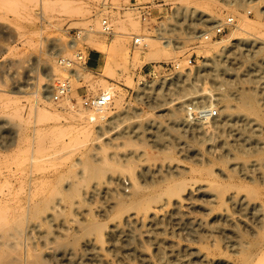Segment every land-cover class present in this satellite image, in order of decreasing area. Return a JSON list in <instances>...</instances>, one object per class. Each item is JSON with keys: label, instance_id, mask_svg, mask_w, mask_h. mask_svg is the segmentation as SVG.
<instances>
[{"label": "rangeland", "instance_id": "rangeland-1", "mask_svg": "<svg viewBox=\"0 0 264 264\" xmlns=\"http://www.w3.org/2000/svg\"><path fill=\"white\" fill-rule=\"evenodd\" d=\"M111 1L112 6L106 8L102 6L103 0H0V99L8 98L16 102L18 107L22 109L18 115H15L14 112L11 111L12 109H5L3 107L4 105L0 103V264H64L61 259L62 252L58 250V247H60L64 241L63 231L69 230L70 228L71 231L69 234H74L76 229L73 228H76V224L79 223L77 226L78 228L80 224L85 223V221L83 222V218L84 220H93L101 223L105 221L106 224H111L114 218L111 216L115 215V209L111 204L113 205L115 200L113 197L111 198V193L104 198L105 194L103 193V189L106 187V180H101L99 177L97 180V177H88L87 174V170L93 167V165L98 167L103 166L101 165L103 163L98 162L100 160L98 159L97 161L96 159L98 154L102 156L100 159L104 158L105 160V150H110L106 153V158L110 157L109 155L112 157L114 151V158H112L111 164L114 162V166L117 167H119L118 165H120L121 162H116L114 159H116L118 155L120 157L123 154L124 158H122V155L120 159L122 158L123 167L125 166L124 163L126 167H128L127 171L124 169L126 175L134 171V174L137 175L138 173V176H140L142 175L143 167H150V174L152 171L153 174L157 171L154 175H149L150 177L148 178L150 179L153 176L152 179L146 180L148 186L152 185L154 182L149 188L150 190H156L164 185V183L173 180V178H181V176L177 177L179 175L175 173L173 175V172L168 170L170 161H165L163 158L164 156H172L174 158L171 164L203 168L206 166L207 162L205 163V157H202V155L206 157L210 156L209 153L206 152L210 144L208 140L212 137L216 140L217 137L220 138V136L223 138L221 134H226L225 129L228 132L227 128L223 129L220 127V129H218L219 131H214V134L213 132L211 133V130H206L203 135L204 138H199L198 136L192 137L191 135L182 136L183 133L181 130H176L171 133V135L166 136L167 141L162 146L155 147L147 140V133L144 135L145 138H141L143 137L142 132H144V125H142L143 127L141 126V130H139L140 136L137 137L136 134H131L132 129V133L136 131L134 130L136 129V123L133 122L136 120L134 117L139 116V118H137L141 123L137 124H144L147 121L163 122L166 120V117L163 119L161 117L166 115L165 111L167 110L168 112V109L165 108L170 106L164 103H170L171 99L185 96L186 98H190L186 102L190 105L191 101L192 103H196L195 101L200 102L202 100H196L194 97H199V95H201L200 98H205L208 97L210 92L214 94L225 93L230 103L233 106H237L240 101L239 98H235V94L239 92L241 94L242 91H248L260 85L255 83V80L258 79L257 77L245 76L246 73L244 72V68L251 64L258 66L261 61L264 60V35L259 36L261 39H258L263 44L258 43L256 45L257 48H260L259 52L256 55H249L245 52L242 56L238 57L239 62L235 65L227 62L225 55L221 52L220 54H216L218 52L212 50L210 57H206L207 54L204 52L205 46L200 45L203 39H201L202 37H200L199 34L202 35L206 31H211L213 28H211V26L217 25L228 17L233 18L234 23L244 16L251 20L260 19L264 22V16L261 15V11H264V0H258V2L254 1L257 2V5L254 6L249 4V2L253 0H155V2L154 0H137L138 3L151 4L152 17L149 21H142L135 10L125 7L127 1ZM230 4H236V6L232 7ZM186 7L189 8L188 11L185 10ZM128 8L130 10H128ZM191 8L202 9L204 15L205 13L216 15L217 24L206 23L205 25H196L197 27L195 28L188 18H183L184 16L191 15L189 13ZM104 18H108L112 26H114L113 29L115 28V35H112L113 37L100 34V28H97V22L99 21L100 23ZM194 23L199 24L196 21ZM233 28L234 26L225 35L213 39L212 42H218L227 38ZM133 35L143 36L147 47L141 49L133 47ZM94 41L97 43L99 41V43L101 42L105 46H111L114 42H118L119 47L126 51L129 57L127 67L126 70L118 72L120 74L117 76L118 79L105 80L101 72L97 71V69L89 71L84 68H78L80 69L78 70L80 74L76 71L75 76H73L74 74L69 75L62 66L58 65L60 56L72 57L76 52L81 50L85 52V57H89L92 60L97 59V62H91V65H88V67L96 68L101 54L92 49V43H94ZM165 41H170L172 47L174 45L177 48L174 50L170 48V55L160 60L159 63L157 61L144 64L145 54L148 52L149 46L150 49L151 47L164 49L163 43ZM54 43H58V45L60 44L61 46L64 45L66 50L64 46L62 48L63 50L60 49V45L53 46L55 45ZM135 55H139L140 60L133 62ZM52 58L57 71L56 78L61 81L64 80V78L65 80L69 78V84L72 82L70 85V87L72 86L70 101H65V104L62 102L58 104L51 100L50 95L53 92L51 87L49 90L50 93H45L47 96H50V98H48L49 102L48 100L46 101L38 97V93H42L43 91L42 84L46 83L43 76L45 75L44 73L47 74V70L45 71L44 66L52 60ZM190 58L193 59L192 65L188 64ZM176 62L179 64V69L175 70L170 68L171 65H174ZM209 63L215 64L220 68H223V66L227 67L230 69V73H238L239 77L235 82L230 76H224L223 74H221L219 78H223V80L227 79L228 82H222L219 78L218 80L213 79V77L209 75L211 74L210 71H212L213 65L211 64L208 68L207 65H210ZM167 64L170 66L168 69H166ZM176 71H181L182 74H184L182 78V90L174 93L173 96L167 95L166 90L170 87V80H172L173 75L175 77ZM78 75L79 78L77 77ZM70 78L75 80L71 81ZM57 79L51 84L52 88L60 82V80L58 82ZM130 79L134 85L132 89L126 83ZM103 80L109 83L107 84L109 87L113 88L114 86L116 89H112L114 91L113 99L112 103L107 107L106 111H108V114L105 111L106 118L99 121L97 120L98 122L94 121L88 129L86 128V131L82 122L71 120L70 118L66 120L63 115L65 114L64 116H66L65 108L68 106H73L75 110L82 109L86 111L84 112L85 114L88 112L87 115L91 112H95L93 110L84 109L80 104V97L83 95H87L88 97L99 95L102 92V88L99 85ZM230 81L233 83H229ZM161 82H164L162 89L163 96L158 103L159 107H157L148 97L157 93V85L159 86ZM147 83L150 87L154 86L152 88H147ZM39 86H42L41 89ZM114 97L118 100V105L114 104ZM163 104L164 106H162ZM223 104L224 103L217 104L216 108L219 109ZM47 106H49V108ZM37 107L46 109L49 112L52 111L53 114L55 111L58 112L57 114L61 113L59 115H62L61 117L63 120L60 118L58 122L57 119H53V122V120L47 121L46 118L44 120L40 119L41 117L35 113ZM220 113V110H218L219 115L215 119L219 123L222 120V115ZM261 114L264 115V105L254 114L256 118L262 120L260 123H262L261 127L264 128V118H262ZM159 115H161V117ZM258 116H261V118ZM164 124H167V122ZM69 127L72 129H69ZM59 128L62 130L68 129L69 131L66 130V132L64 130L65 132L60 134L57 132ZM217 131L218 134H216ZM174 137L181 139L180 143L176 142ZM219 138L218 140L221 139ZM260 139L264 140V131L261 132ZM93 143H95V146ZM106 143H110V147ZM111 143H113V146H111ZM105 144L106 146H104ZM96 145L100 147V149L101 147L106 148L104 152L98 149L102 154L98 153L99 151L96 149ZM183 147H192V149L189 148L191 151L188 149L189 152H186L185 150H181ZM197 149L201 151V153L197 151ZM93 150L97 151L98 154H94L95 152ZM89 151L93 152L91 153ZM116 152H119V154ZM137 152L139 156H137ZM89 154L91 157L95 155V159L93 160V157L89 159L91 158ZM115 154H117V156H115ZM129 154H131V157ZM193 155L198 157L200 155V157L198 158L195 156L196 159ZM147 156L149 157L147 158ZM83 157L86 159H83ZM134 157L137 158L134 160ZM201 157L203 162L200 161ZM79 158H82L81 160L86 168H88H85L86 171L83 169V172H86L84 175L85 180L79 177L83 174V172L80 174L81 161L78 163ZM125 158L126 161L124 160ZM110 159L111 158H109V160ZM143 159H145L144 162ZM130 160L136 161L135 166H138L133 167L132 165L134 163L133 161L132 163L129 162ZM93 161H97V164ZM198 162H202V164L198 165ZM96 166L95 168H97ZM156 166L161 169L158 168L157 170ZM218 167H222V165H218ZM120 169L122 170V168ZM120 169L118 168L117 170L121 171ZM165 169H167V173ZM163 173L169 174L171 178ZM157 174L158 178L156 177ZM129 175L128 177H132ZM184 176L185 177L181 179L188 178V176ZM87 177L89 178L88 181ZM128 177L124 178L128 182L123 180V182L120 183L123 184V186H119V184L114 185V187H119L121 193L124 191H126L124 192L125 194L130 193L132 184L131 178ZM161 177H163V180L159 179ZM77 178L81 179V181L83 180L85 183L90 180L91 182L87 184L88 187H85L86 184L82 182L85 185H83L84 188H81L82 184L78 186L74 184L77 182ZM154 178L157 179L154 181ZM73 179L76 181L74 182ZM148 180L152 181L149 182ZM81 181L78 182L81 183ZM65 182H70L71 186H69V183ZM96 182L98 184H95ZM124 182H126V186H124ZM160 183L162 185H160ZM66 184L67 187H69L68 189H66ZM72 186L78 190L80 189L78 191L80 194L78 192L75 193L77 190L75 191ZM95 187L99 188L96 189V195L95 190H92L93 188L95 189ZM72 190L75 191L74 194ZM89 193L92 194L90 195ZM83 196L87 201L82 199ZM95 196L98 198L100 196V198L97 199ZM92 197L93 199L95 198L96 201L93 200ZM107 197L112 200H109ZM64 198L68 199L65 200ZM59 199L61 200L58 202ZM88 200L95 201L97 204H94L97 207L91 205L93 201H91L88 206ZM101 200L105 203L102 204ZM75 203H77V206L82 207L83 215L78 216V209H76L77 206H75ZM103 205L107 207L108 210L105 207L103 208ZM58 206L60 209H58V213H55ZM109 206L112 207L113 210L109 208ZM61 207H64V210ZM91 207L93 208L90 209ZM88 210L91 211L88 213ZM103 210L104 213L102 215ZM107 211H110V214ZM52 212L55 216L52 215ZM84 212L88 214L85 215ZM61 214H64L62 217L65 219L60 216ZM194 214L201 216L198 211H195ZM92 215L95 220L91 218ZM73 218H77L75 221H78V223L74 224V222H72L71 224L70 219ZM62 221L67 223L70 227L65 225ZM68 221H70V223H68ZM168 225V227H164L165 232L168 229L170 232L173 231V235L175 234V236H172V232L169 235L170 232L167 230L168 233L166 232L165 237L163 235L161 238H164V240L167 239L169 242L176 241L177 243L178 241L179 243L182 242L183 245L186 244L185 239L187 236L183 234L186 230H183L177 225H174L175 227L173 224H171L173 227L170 224ZM66 226L68 229L65 228ZM62 228L63 230L60 231ZM185 233H187V231ZM180 234L182 238H186L182 240ZM167 235H169V237ZM59 239L61 241H59ZM56 241L61 244H55ZM115 241L118 240L116 239ZM116 244L117 245L113 246L108 242L106 243L107 248L105 250H109L110 248V251L107 250L110 254L104 251L108 263L103 264H115L114 262H116V264H129L134 258V262L131 264L141 263L137 254L135 255L133 252L127 250V248H125V250H120L122 244L119 241ZM144 244L147 245L141 250L146 252L145 254L151 258L154 255L156 256L154 245L146 240H144ZM150 244L152 246H150ZM187 244H189V241H187ZM55 245L58 246L57 251H55ZM190 245L197 246V244L193 242H190ZM146 246L148 248H146ZM115 247L117 250H120L121 255L119 254V250L117 253ZM162 249L164 250V248ZM147 250L149 251L147 252ZM165 250L164 251L167 253H163L169 257L167 260L166 258L168 257L165 256L166 262L173 260L174 257L176 258V255L170 256V254H168V248H165ZM124 251L125 256L122 255ZM111 252H114L115 256H117L115 257ZM127 252L129 253L127 254ZM108 254L110 256H108ZM152 254L154 255L152 256ZM127 255H129V258ZM180 256L182 263L184 262L185 264V262L188 261L187 257L183 258L182 255L178 257L180 258ZM226 256L225 258L222 256L220 257L230 261L234 258L232 262L236 264L240 263L239 257H232L230 254H226ZM157 257L152 258L155 264L166 263L165 261L160 263ZM35 258L37 259L36 263L33 262ZM120 259H122V261H120ZM237 259H239V261ZM138 260L139 262H137Z\"/></svg>", "mask_w": 264, "mask_h": 264}, {"label": "bare ground", "instance_id": "bare-ground-1", "mask_svg": "<svg viewBox=\"0 0 264 264\" xmlns=\"http://www.w3.org/2000/svg\"><path fill=\"white\" fill-rule=\"evenodd\" d=\"M254 1L258 2V0H253V1H250L249 4L252 6L257 5V2H254ZM230 5L232 7L236 6V4H230ZM188 9H189L188 7L185 8L186 11H188ZM128 10L130 9L128 8ZM191 10H189L190 11L189 13L191 15L184 16L183 18L184 19L188 18V20L192 22L195 28L197 27L196 25H205L206 23L215 24L217 22V17L214 14L205 13L204 15V11L200 8H191ZM261 15L264 16V11H261ZM195 21L199 24L194 23ZM234 24H235L234 28L232 29L229 36L221 41L212 42V40L203 39L200 45L205 46L204 52L207 54L206 57H210V53L212 50L215 52H218L216 54H220L221 52L225 55L227 62L236 65V63L239 62L238 57L242 56L245 52H247L249 55H252V54L256 55L259 52L260 48H257L256 45L258 43L263 44L261 43V41L258 40V39H261L259 36L264 35L263 20H260V19L251 20L248 17L244 16L238 21H236V23ZM97 25H98L97 28L99 29V21L97 22ZM212 27H214V25L211 26V28ZM114 31H115V28H114ZM199 36L201 37L200 34ZM96 41L92 43V49L95 50L97 53L101 54V58L98 61V65L96 68L86 67V70L88 69L89 71H92V70L97 69V71L101 72L105 80L106 79H111V80L118 79L117 76L120 75L118 72L126 70V67H127V61L129 57L126 51H124L122 48L119 47L118 42H114L111 46H105L103 43L101 42L99 43V41L97 43ZM59 45L57 43L53 46H59ZM63 46L64 45L62 46L60 45V49H62ZM163 48L164 49H161L159 47H154V48L151 47L150 49V46H149V50L145 54V60L143 63L147 64V63L157 62V61L159 63L160 60L170 55V52H169L170 48H173L174 50L177 47L174 45L172 47V44L170 41H165L163 43ZM64 49L66 50L65 46H64ZM84 53L85 52H83V54ZM138 60H140L139 55H135L133 58V62L138 61ZM263 62L264 60L261 61V63L258 66H256L255 64H251L248 67L245 66L246 67L244 68V72L246 73L245 76H250L254 78L257 77L258 79L255 80V83H258V85L259 84L260 85L253 87L251 90L242 91L241 94L240 92L235 94L234 95L235 98H239V101H240L239 105L233 106L230 103L229 98L225 93L224 94H219V93L214 94L212 92H210L208 97H205V98L203 97L200 98L201 95H199V97H194L196 100L202 99L200 102H197V101H195L196 103H192V101L190 102V105L198 104L199 106H204L205 108H211L214 106L216 107L217 104L224 103L223 106H220L218 109L220 110L221 112L220 114L222 115L221 116L222 120L220 121V123L216 121L215 119H209L204 122L190 121L186 117V115H184V112L186 108L188 107L187 106L188 104L186 102L190 99V98H186L185 96H179V97H176L175 99H171L170 103H164L165 105L168 104L170 106L165 108V109H168V112L167 110L165 111L166 115L164 117L163 116L161 117V115H159L162 119L166 117V120L163 122L162 121H147L144 124H137V123H141V121L138 119L139 116L134 117L136 119L135 121H133L134 123H136L135 125L136 129L134 130L136 131L135 133H132L133 132V129H132L131 134L133 135L136 134L137 137L140 136L141 134L139 130H141L140 129L141 126L144 125L145 130L143 129L144 131L142 132L143 137L141 138H145L144 135L145 133H147L146 134L148 136L147 140L152 144V146H155V147L162 146L167 141L166 136L171 135V133L175 132L176 130H181V132L183 133L182 136L191 135L192 137L198 136L199 138H204L203 135L206 132V130H211V133L213 132L214 134L216 132L215 130L220 129V127L223 129L227 128L228 132L225 129L226 134L224 133L221 134L223 135L222 136L223 138H221L220 136L221 139L217 137V140H216L214 137H212L208 140L210 144L208 146V150L206 148L205 149H206V152L209 153L210 156L206 157L202 155V157H205L204 158L206 160L205 163L207 162L206 166H204L203 168H196L193 166L188 167V165L179 166V165L171 164L174 159L172 156L163 157L165 161L167 160L170 161L169 167H168L169 169L168 168L167 169L169 171H172L173 175L175 173L176 175H179L177 177L181 176V178L182 177L184 178L185 177L184 175H186L188 176L187 179L186 178L185 179L173 178V180L164 183V185L160 183V185H162L160 186V188L156 190H150L149 187L152 186L154 182L152 183V185L148 186L146 184V180L149 179L148 177H150L151 174L154 175L157 171L156 172L154 171L155 172L154 174L152 171V173L150 174V167H143L142 175L138 176L139 174L137 173L136 175L134 174V171H133L132 172L133 174L131 173L132 175L129 172V174L132 177H128L129 174L126 175V173L124 172V169L127 171L128 167H126L125 163H124L125 166L123 167V163L121 161V159L124 158V155L122 154L123 157L121 155L120 157L122 158L120 159L119 155L117 156V154H115V156L117 157L114 160H116V162L120 161L121 166L120 165H118L119 167L114 166V162L111 164V160L112 158H114V151H113V154L111 153L113 155L112 157L111 155H109L110 157L106 158L107 156L106 153L109 152L110 150H105L106 148L104 147H101L100 149V147H97V145H96L97 150L100 149L103 152L104 150L106 151L105 152L106 156L104 160V158L100 159V157L102 156L98 154V153H101L99 150H98L99 151L98 153L97 151L93 150L95 152L94 154H98L99 156V157L97 156L98 158L96 157L97 161L99 159L100 161L98 162L103 163L101 164L103 166L98 167L95 165L97 167L95 168V166L93 165V167H90L88 169L86 168L83 161L81 160L82 158L81 159L79 158L78 159L79 161L77 160L78 163L80 161L82 162V163L80 162L81 164L80 174L84 170L86 171V169H88L87 170L88 177H92V178L97 177V180L99 177L101 180H104V179L106 180L105 182L106 187L103 189V193L105 194L104 198L106 197V195H110L111 193L112 195L111 198L113 197V199L115 200V203L112 205L111 204L113 202L112 201L109 204H111V206H113V208L115 209V215L111 216V217H114L111 221V224H106L105 221L104 223L103 222L101 223V222H97L93 220L92 221L87 220V219L84 220L83 218V222L85 221V223L80 224L78 228L77 226L79 223L78 221L77 222L75 221V219L77 218L70 219L71 224L72 222H74V224L78 223L76 224L77 225L76 228L73 226L74 227L73 229H76V232L70 235L69 232L71 231V229L70 228L69 230L64 229L65 230L63 231L64 241L62 242V244L59 243L58 241L55 242V244L57 243L61 244L60 247L55 245L56 246L55 251H57V247H58V250L62 252L61 259L63 260L64 264L108 263L107 257L104 254V251L108 250V249L105 250L107 248L106 243L108 242L109 244H112L114 246V245H117L116 243H118V241L122 244V247L120 250H125V248H127V250H129L130 252H133L135 255L137 254L139 256V260L141 261V263L139 264H155L152 258L154 257L156 258L157 256H158L157 260L160 261V263L163 261L166 262V259L168 260L169 257L168 255L166 256V254L163 253L166 251L165 248L169 249L168 254H170V256L176 255V258L174 257L173 260H169V262H166L165 264H184V262L182 263L181 256L180 258L178 257L179 255H182L183 258L187 257L188 261H186L185 264H192V263L193 264H236L235 262H232L234 258H232V261H230V260H226L220 257L222 256L225 258L226 254L228 255L230 254V256L236 257V258L239 257L240 259L239 264H264V140L260 139V134L261 132L264 131V128L261 127L262 123L260 122H262V120L254 116V114H256L258 110L262 108V105H264V63ZM212 63H209L210 65H207L208 68L211 66ZM174 65H179V64L176 62ZM44 67H45V71L47 70V74L44 73L45 75L43 76L46 81V83L42 84L44 93L43 91L42 93L41 92L39 93L37 92V93H38V97H41V99H45L47 101L51 95L49 94L50 96H47V94L45 93L49 92L50 87L53 91L54 87L52 88L51 84L53 83L54 80L57 79L56 78L57 71L54 65L53 58ZM221 68L214 64L211 69L213 73L212 71H210L211 74L209 75H211L213 79L218 80V78L221 77L220 75L223 74L224 76H230L231 79L234 80V82L239 77L238 73L237 74L230 73L229 68L224 67V66L222 69ZM78 70L80 69H77L76 71ZM254 72H256L257 74ZM175 73H176L175 77L173 75L174 73L172 74L173 77H172V80H170V83H171L170 87L166 90L167 95L173 96L174 93H177L179 90H182V87H183L182 78L184 74H182L181 71L180 72L176 71ZM77 77L79 78V75ZM219 79H221L222 82H226V81L228 82L227 79H224V80L223 78H219ZM72 80H75V79H71V81ZM105 80L100 82L101 84L99 85L102 88V92L104 90V92L108 91L111 94H113L114 91L112 89L114 88V86L113 88L109 87V85H107L109 83H107V81ZM231 81L229 83H233ZM70 83L72 84V82ZM126 83L127 85H129V87H131V89L133 88L134 85L131 79L127 81ZM148 86L149 84L146 87L152 88L154 85L153 86L151 85L152 87L150 86L148 87ZM163 86H164V82H161L159 86L157 85V91H156L157 93L155 92L156 94L148 97L150 101H152L153 103L157 105V107H159L158 103L161 101L160 99L163 96L162 94ZM71 88L72 86L70 87V89ZM117 101L118 100H116L114 97V100H113L114 104L118 105ZM0 103L4 105L3 107L5 109L7 108L12 109L11 111L14 112L15 115H18V113L22 111V109L18 107V104L16 102L8 98H1ZM62 103L65 104V101ZM164 104L162 106H164ZM47 107L49 108V106ZM65 110H66V116H64L65 115L64 114L63 117L66 120L67 118L68 119L70 118L71 120L82 122V124H84L85 126V131L91 126V124L94 121L105 119L106 112L108 114V111H106L107 108L98 109L95 112L89 113V115H87L88 112L85 114L84 112L86 111H83L82 109L75 110L73 106L72 107L68 106L67 108H65ZM35 113L36 115L41 117L40 119L44 120L46 118L47 121H50V120L52 121L53 119H57L59 122V119L62 118L61 117L62 115H59L61 113L57 114L58 112L55 111L53 114L52 111L49 112L46 109L38 108V107L36 108ZM258 117L261 118V116H258ZM262 118H264V115H262ZM166 122L167 124H164ZM69 129H72V128L69 127ZM54 130H57V129H54ZM59 130H57V132L62 134L68 129H64L65 130L64 131L59 128ZM218 131L216 134H218ZM174 138L173 139L176 142L180 143L181 139H179L178 137H174ZM218 138L220 140H218ZM93 144L95 146V143ZM106 144L104 146H106ZM107 145L109 146L110 143H108ZM111 146H113V143H111ZM189 148L192 149V147H188V148L183 147L181 150H185L186 152H189V150L191 151V149ZM197 151L199 150L197 149ZM199 152L201 153V151ZM116 153L119 154V152H116ZM138 154L139 153L137 152V156H139ZM195 154H196V151H195ZM94 156L95 155L92 156L93 160L95 159ZM129 156L131 157V154H129ZM193 156L195 157L196 155H193ZM92 157L89 159H92ZM148 157L149 156H147V158ZM202 157L200 161L203 162ZM109 158L111 159L109 160ZM126 158L124 159L125 161H126ZM135 158L137 157H134V160ZM83 159H86V158L83 157ZM97 161H93V162H96L97 164ZM132 161L130 160L129 162L132 163ZM144 161L145 159H143V162ZM135 162L136 161H133L134 163L132 165L133 167L138 166V165L135 166L136 164ZM143 162H140V163L142 164ZM202 162L200 163L198 162V165L199 164L201 165ZM218 165L219 166L222 165V167H218ZM116 167L117 169L122 168L123 171L121 169H120L121 171H118ZM158 168L159 167H157V170ZM167 169H165L166 173H167ZM166 173H163V174H166ZM85 174L86 172H83V174H81L79 177L85 180L84 179ZM167 175L168 177L171 178L169 174H166V176ZM157 176L158 174L156 175V177ZM126 177L131 178L132 186H131V190L129 194H125L124 192L126 191L121 193V191H119L120 189L118 186L114 187V185L116 184H119V186L120 185L123 186V184H120V183H122L123 180H125L124 178ZM152 178L153 176L150 179ZM162 178L163 177L159 179H162ZM81 179H78L77 182L74 184H76L77 186L82 184L81 188L82 187L84 188L83 185L86 184L85 187H88L87 184L91 182V180L85 183L83 180L81 181ZM156 179L154 178L153 180L155 181ZM66 180L70 181L68 179ZM88 180L89 178L87 179V181ZM162 180H159V181H162ZM75 181L76 180H74V182ZM78 181H81V183ZM70 182H65V183H69V186H71ZM82 182L85 184H83ZM126 182H124L125 183L124 186H126ZM95 184H98V183L96 182ZM158 186H159V183H158ZM68 188L69 187H67V184H66V189ZM76 188H74L75 191L77 190L76 192L72 190L73 194L74 192L77 193L80 190ZM97 188L98 187H95V189L94 188L92 189V190H95V195L97 194L96 192ZM85 193H84V196H85ZM84 196L82 199H85ZM93 197H94V194H93ZM95 198L99 199L100 196L99 198L95 196ZM95 198L93 200H95ZM60 200L61 199H59L58 202ZM102 200H101V203L102 204L105 203V202H102ZM109 200H112V199H109ZM91 201H89L87 205ZM95 201L91 202L93 203L91 205H95L94 204L96 203ZM97 201H100V200H97ZM75 204H76L75 206H77V203ZM56 205H57V202H56ZM59 206L56 208L57 211H55V209L53 208L55 213H58V209H60ZM105 206L103 205V208ZM61 208H63L64 210V207H61ZM81 208H82L81 206H77L76 208L78 209V216L83 215L82 214L83 211ZM92 208L93 207H91L90 209ZM109 208H112V207L109 206ZM89 211L91 210H88V213ZM195 211L196 212L198 211L199 214H201V216L194 214ZM85 213L86 212H84V214ZM103 213H104V210L102 212V215ZM108 213L110 214V211ZM52 215L55 216L53 212H52ZM62 215L64 216V214H61L60 216L62 217ZM91 218L95 220V218H93V215L91 216ZM68 223H70V221H68ZM168 224L170 225L173 224V226L177 225L183 230H186L187 233H185L186 232L185 231L183 234H186L185 236H187V238L186 237L182 238L181 234L180 236L182 240L186 238L185 242L187 244V241H189V244L183 245L182 242L181 243H179L178 241L177 243L176 241L169 242L167 239L164 240V238H161V236L163 235L165 237L166 232L168 233L169 230L167 229L168 231L166 230L165 232V229H164V227L167 226ZM65 225H67V223H65ZM67 226L65 227L66 229H68ZM63 228L60 229V231L63 230ZM171 232H172V236L174 237L175 236V234L173 235L174 232L173 231ZM171 232L169 233V235L171 234ZM169 235L167 236L169 237ZM116 239L118 241H115ZM144 240L149 241V243H152L154 245L156 256L152 254V256L153 255L154 256L151 258L145 254L146 252H143L141 250L145 248V245H147V244H144ZM59 241L61 240L59 239ZM190 242L197 244V246L190 245ZM150 246L152 245L150 244ZM146 248L148 247L146 246ZM162 248H164L165 251ZM115 250H117L116 247H115ZM118 250H117V253H118ZM120 250H119V254H120ZM108 251H110V248ZM108 251L107 253H109ZM148 251L149 250H147V252ZM128 253L129 252H127V254ZM109 254L108 256H110ZM124 254H125V251L124 253H122V255ZM112 255L115 256L114 252L112 253ZM127 256L129 258V255ZM165 256L168 258H166ZM134 259L131 261L134 262ZM239 259L237 260L239 261ZM36 260L37 259L35 258V261L33 262L36 263ZM139 260L137 262H139ZM120 261H122V259H120ZM114 263L116 264V262Z\"/></svg>", "mask_w": 264, "mask_h": 264}, {"label": "built area", "instance_id": "built-area-1", "mask_svg": "<svg viewBox=\"0 0 264 264\" xmlns=\"http://www.w3.org/2000/svg\"><path fill=\"white\" fill-rule=\"evenodd\" d=\"M127 1L125 7L132 8L135 10L142 21H149L152 17V6L150 3H138L137 0H124ZM155 2V0H154ZM102 6L110 8L112 6L111 0H103ZM234 26V19L228 18L215 25L211 31L204 32L201 35L202 39L213 40L225 35ZM100 33L106 36L114 35L113 26L108 18H104L99 23ZM143 36L133 35L132 45L135 48H146L147 45L144 42ZM91 62H97V59H90L85 57L83 52L78 51L72 57H59L58 63L62 66L69 75H75L76 69L88 67ZM189 65L193 64V59L190 58L188 61ZM170 66H166L168 69ZM172 69H179V65H171ZM70 84L68 80L60 81L54 88L51 94V100L59 103L64 101H70ZM113 99V94L110 92H101L97 96H81L80 104L84 109L97 111L98 109L107 108ZM186 117L192 122H204L209 119H216L218 117V109L216 107L205 108L199 105H188L185 110Z\"/></svg>", "mask_w": 264, "mask_h": 264}, {"label": "crops", "instance_id": "crops-1", "mask_svg": "<svg viewBox=\"0 0 264 264\" xmlns=\"http://www.w3.org/2000/svg\"><path fill=\"white\" fill-rule=\"evenodd\" d=\"M91 57V56H90Z\"/></svg>", "mask_w": 264, "mask_h": 264}]
</instances>
